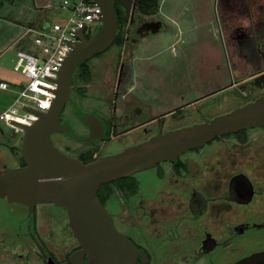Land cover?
I'll list each match as a JSON object with an SVG mask.
<instances>
[{
    "label": "flooded vegetation",
    "instance_id": "1",
    "mask_svg": "<svg viewBox=\"0 0 264 264\" xmlns=\"http://www.w3.org/2000/svg\"><path fill=\"white\" fill-rule=\"evenodd\" d=\"M138 1L124 10L112 43L75 69L58 122L70 133L51 135L55 147L84 164L264 96V0H220L217 35H189L193 42L217 45L221 59L207 66L217 71L211 77L204 68L196 75L186 68L191 46H179L187 42L175 31H151L148 23H158L159 10L140 16ZM160 32L165 36L154 35ZM222 66L234 72L227 83L219 75ZM88 115L101 122L95 127H102V136L86 142ZM53 136L65 140L57 137V144ZM97 197L116 229L142 253L137 264H236L262 253L264 125L217 136L174 160L110 181ZM67 230L70 241L51 249L38 242V255L22 264H88L85 257H71L80 246L68 219Z\"/></svg>",
    "mask_w": 264,
    "mask_h": 264
},
{
    "label": "water",
    "instance_id": "2",
    "mask_svg": "<svg viewBox=\"0 0 264 264\" xmlns=\"http://www.w3.org/2000/svg\"><path fill=\"white\" fill-rule=\"evenodd\" d=\"M94 1L101 10L95 21L99 28L89 39L84 36V26L74 33L77 41L70 45L57 72L49 109L45 112L26 109L38 119L30 126L14 124L21 130L24 165L0 169V264L31 261L32 255H38L35 250L38 242L51 249L54 244L70 241L67 219L80 246L71 257H85L88 264H137V256L142 257V253L116 229L112 217L98 200L99 188L159 162L174 160L217 136L264 125L262 96L208 121L158 133L145 142L88 164L61 152L52 144L51 135L70 133L68 126H59L58 122L69 98L73 73L82 62L103 52L118 28L112 1ZM117 2L128 13L134 0ZM83 120L90 128L89 136L83 141L102 136V127H95L101 122L95 116H83ZM236 264H264V252Z\"/></svg>",
    "mask_w": 264,
    "mask_h": 264
},
{
    "label": "rangeland",
    "instance_id": "3",
    "mask_svg": "<svg viewBox=\"0 0 264 264\" xmlns=\"http://www.w3.org/2000/svg\"><path fill=\"white\" fill-rule=\"evenodd\" d=\"M62 1L46 0L49 6L56 8V10L59 9ZM68 1L78 2L79 0ZM220 5V0H162L158 12V23L152 24L149 22L148 27L151 31L158 29L175 31L182 39L184 37L187 43L180 44L179 46H191V48L189 47L191 56L188 55L189 57L186 61L188 65L186 68L190 71L192 70L191 72L195 75L198 71H201L199 70L200 67L204 68L202 70L203 73L211 77L214 75L213 72L216 73L217 71L213 70L214 68L211 66H207L210 65V61L215 64L221 59L217 45L214 44L215 47H213L212 43L210 44L209 42L206 44H203L201 41L193 42L189 38V35L193 37L197 33L217 35V31L220 29L222 14ZM39 6V0H0V78L2 80H11L18 83L25 82L21 74V67L17 68L19 43L22 40L29 43L33 41V34L25 35L24 33H26V27L36 26L38 11H40ZM56 14L54 15V19L57 22H62L69 17V11L65 9L60 10L59 13L56 12ZM136 24L132 27H135ZM98 28L97 24L88 23L84 31L93 32L97 31ZM152 34L153 32L149 35ZM163 34L165 36L163 32L154 35L162 36ZM162 41L163 39L160 40L161 43ZM36 50L37 48L33 44V48L29 51L30 53H34ZM203 59L206 60L201 64ZM219 73L221 78H225L226 83L229 82L230 77L234 74L233 70L225 66L221 67ZM173 83L170 86L171 88ZM180 86L181 84L176 81L174 87L178 89ZM9 102H11L10 93L0 91V111ZM0 129V169L20 166L22 164V154L20 151L21 133H15L3 125H0ZM57 137L53 136L55 143L59 144L60 142H57V139H60L59 137L61 136ZM61 138L65 140L64 137ZM66 145L77 146V144L69 139H66Z\"/></svg>",
    "mask_w": 264,
    "mask_h": 264
},
{
    "label": "built area",
    "instance_id": "4",
    "mask_svg": "<svg viewBox=\"0 0 264 264\" xmlns=\"http://www.w3.org/2000/svg\"><path fill=\"white\" fill-rule=\"evenodd\" d=\"M62 9L69 11V17L62 22H50L44 29L26 28L25 35L33 34L34 53L18 51V66L25 79L24 83L10 85L0 80V91L12 94L11 102L0 111V125L15 133L20 128L32 125L37 115L26 111L31 109L45 112L49 109L56 89L55 79L65 57L77 39L74 37L80 27L96 24L101 10L94 0L70 2L64 0Z\"/></svg>",
    "mask_w": 264,
    "mask_h": 264
},
{
    "label": "crops",
    "instance_id": "5",
    "mask_svg": "<svg viewBox=\"0 0 264 264\" xmlns=\"http://www.w3.org/2000/svg\"><path fill=\"white\" fill-rule=\"evenodd\" d=\"M64 1V0H63ZM62 1V2H63ZM39 7H40V11H38V17H37V24L36 26H28L26 28H34V29H44L47 28V26L50 25V22H56V20L54 19V15L57 13H59L60 10H62L61 6H59V9L56 10V8L49 6L48 2H46V0H39ZM62 5V3H61ZM54 9V10H51ZM57 15V14H56ZM53 18V19H51ZM20 47H19V51H26V52H30L29 50H31L33 48V41L31 43L22 40L21 43H19ZM0 80H2V78H0ZM2 81H6L8 82L10 85H14L15 83L19 84L18 82H13L11 80H2ZM11 99H12V94H10ZM1 131V129H0Z\"/></svg>",
    "mask_w": 264,
    "mask_h": 264
},
{
    "label": "trees",
    "instance_id": "6",
    "mask_svg": "<svg viewBox=\"0 0 264 264\" xmlns=\"http://www.w3.org/2000/svg\"><path fill=\"white\" fill-rule=\"evenodd\" d=\"M161 1L162 0H139L136 5V12L140 16H153L158 12ZM113 6L115 8L117 24H119L125 17V11L118 3H115V5L113 4ZM21 165H24V163L22 162Z\"/></svg>",
    "mask_w": 264,
    "mask_h": 264
}]
</instances>
